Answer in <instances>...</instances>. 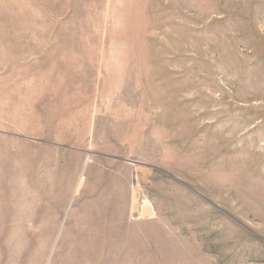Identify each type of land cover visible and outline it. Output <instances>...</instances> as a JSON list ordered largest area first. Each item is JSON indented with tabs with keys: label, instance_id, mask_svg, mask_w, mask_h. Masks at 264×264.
Segmentation results:
<instances>
[{
	"label": "rangeland",
	"instance_id": "rangeland-1",
	"mask_svg": "<svg viewBox=\"0 0 264 264\" xmlns=\"http://www.w3.org/2000/svg\"><path fill=\"white\" fill-rule=\"evenodd\" d=\"M0 183V264H264V0H0Z\"/></svg>",
	"mask_w": 264,
	"mask_h": 264
},
{
	"label": "bare ground",
	"instance_id": "bare-ground-1",
	"mask_svg": "<svg viewBox=\"0 0 264 264\" xmlns=\"http://www.w3.org/2000/svg\"><path fill=\"white\" fill-rule=\"evenodd\" d=\"M1 184V183H0ZM102 236V235H101ZM90 243V242H89ZM90 248V247H89ZM76 250V249H75ZM79 252V251H78ZM88 254H90V252L88 253ZM87 255V254H86ZM87 257V256H86ZM115 261V260H114ZM81 262V261H80Z\"/></svg>",
	"mask_w": 264,
	"mask_h": 264
}]
</instances>
